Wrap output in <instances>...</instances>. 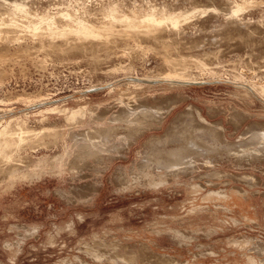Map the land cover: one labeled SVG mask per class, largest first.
<instances>
[{
    "label": "rangeland",
    "instance_id": "rangeland-1",
    "mask_svg": "<svg viewBox=\"0 0 264 264\" xmlns=\"http://www.w3.org/2000/svg\"><path fill=\"white\" fill-rule=\"evenodd\" d=\"M3 1L31 8L25 26L60 11L107 22L114 6L191 17L153 39L116 24L85 50L42 48L24 27L0 41V121L45 131L15 153L31 177H0V264H264V0ZM230 187L259 223L222 210Z\"/></svg>",
    "mask_w": 264,
    "mask_h": 264
},
{
    "label": "bare ground",
    "instance_id": "bare-ground-1",
    "mask_svg": "<svg viewBox=\"0 0 264 264\" xmlns=\"http://www.w3.org/2000/svg\"><path fill=\"white\" fill-rule=\"evenodd\" d=\"M1 2L6 4L5 7L8 6L6 8L7 11L5 13H9L11 16V18L9 16L10 19L9 18H7V19L4 18L5 20L0 19V41H3L2 42L3 45H6L11 41H19L22 38V36L18 35L19 33L17 32V30H19L21 27H24V28H27V30L32 33L31 36L33 35V37L37 36L40 38L39 44L42 48L47 46L48 48H54L55 50H59V51H64L67 49L85 50L87 48L97 46V44H99V43H102L105 41L108 42L109 38L111 36H113V34H114L113 32L116 31L115 33H117L119 31H121L120 28L122 29V27L124 25L126 26L125 31H127L128 33L131 32L132 35L133 34L134 35L142 34L144 36H148V37H151L153 39V38H156L158 30L162 29L164 26L171 27L172 29H177L178 27H180V24L183 21H187V19H189V17H191L187 13H184V14L183 13L182 14L181 13L180 14H172V13L164 14L165 12L164 13L162 12L163 14H161V16H158L156 14L157 12L156 13L150 12V13H147L144 15L141 14L142 16H129L130 14H127V15L126 14H120V10L118 9V7L114 6L107 12V13H109L108 14L109 19L107 22L102 21L100 23H98V22L96 23V22L92 21L90 19V16L87 15V13H89V11L88 12L84 11V13L86 15L84 14L83 16L82 15L75 16L76 14L73 15L70 12H61L60 11L58 13H61V14L58 16H45V14L40 16V14H39V15H36L37 17L35 18V16L33 17V14H32L33 19L32 20L29 19L30 21H28V23L26 22L27 25L25 26V24L23 25V23L22 24L18 23L16 21V17L18 15H21V16H24L26 18L27 17L30 18L29 16L32 13L30 11L31 8L29 9V7L24 2L9 3V2L3 1V0ZM245 10H244V6L241 4H238V2H237L234 4L233 7H231L228 14L230 15V17H237L240 14V12L242 13V11H245ZM33 13H35V12H33ZM185 14H187V15H185ZM116 24L119 27L121 24L123 25L120 28L119 27L117 28V29H119V31L114 29L117 27ZM140 28H143V29L140 30ZM21 29H23V28H21ZM119 34H120V32L116 35H119ZM121 34H123L122 31H121ZM124 35H127L126 32ZM34 39L35 38H33V41H34ZM57 42H61V44H58ZM95 42H97V43H95ZM116 42H117V40H116ZM54 49L52 52H54ZM98 49L99 48H97V50ZM31 50H33V49H31ZM47 50H49V49H47ZM59 51H57V52H59ZM30 52H32V51H30ZM38 52H40V51H38ZM0 57L4 58L6 56H5V54L4 55L0 54ZM172 59H174V58H172ZM167 61L170 63L169 60H167ZM176 62L175 63L172 62V63L175 65ZM180 64H181V66H185L184 63H183V65H182V63H180ZM168 65L169 64H167V66ZM170 65H171V63H170ZM177 66H179V64ZM172 68H174V67H172ZM171 71L172 70H170V72ZM173 71H174V69H173ZM186 76H187L186 74L174 72L171 74L169 73L166 78L169 81L180 82V83H189V81H190L188 79L189 77L187 76L188 77L187 78ZM260 89H261V87H260ZM258 90H259V88H258ZM259 92H260V90H259ZM261 93L264 95V89H261ZM38 98H37V100H35L32 103H34V104L38 103L39 104V103H43V101L47 100V99H45L46 97L45 98L38 97ZM28 100H29L28 101L29 103L28 102L27 103L30 104V102L32 100H30V99H28ZM26 101L24 100V102H26ZM1 110H3V109H1ZM83 110H84V107L76 109V110H72L71 112H69L67 119L68 120L77 119L78 117L83 115ZM60 111L61 110H58L57 106L56 107L53 106L52 108L48 109L49 114H57ZM22 117H24V116H22ZM25 121L16 120L15 127H12L14 124V123H12L13 122L12 119H11V121L5 122V123L0 121V177H2L3 179H7L10 183L15 182V181L20 180V179L24 180V179H28L29 177H31L30 176L31 174H27V173L24 174L20 178L16 177L17 175H19V173L21 171V169H20L21 165L18 164L19 162L17 163V160L15 159V153L16 152L18 153L19 150H21V148L23 146L30 144V142L33 139L32 138L33 136L35 138H37V137H39L45 133V131L35 132L33 130L26 128L25 126L27 124ZM58 164H59V162H58ZM59 166H60V164H59Z\"/></svg>",
    "mask_w": 264,
    "mask_h": 264
},
{
    "label": "crops",
    "instance_id": "crops-1",
    "mask_svg": "<svg viewBox=\"0 0 264 264\" xmlns=\"http://www.w3.org/2000/svg\"><path fill=\"white\" fill-rule=\"evenodd\" d=\"M226 187L227 186H225V188ZM224 190L226 192H228V194L230 196H231V193L234 192L235 193L234 196H235V198H236L237 201L234 202V204H232L231 207H228L225 202H222V203H224L222 205V207H221L222 210L229 209V210H231V211H233L235 213L236 212L239 213L240 215H242L243 218L249 219L251 221H254L255 220L256 223H259L258 222V220H259L258 219L259 218L258 214L259 213L257 211V205L255 204V202L250 197H246V196L237 194V192L234 190L233 187H230V189H228V190L227 189H224ZM239 203H240V205H242L244 207L243 209L246 208V210H248V212H241L242 210H241V206L239 205Z\"/></svg>",
    "mask_w": 264,
    "mask_h": 264
}]
</instances>
